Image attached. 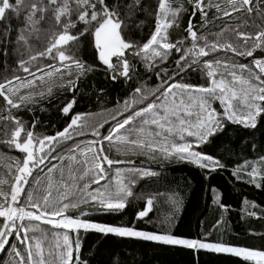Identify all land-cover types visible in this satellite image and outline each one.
Listing matches in <instances>:
<instances>
[{
	"label": "snow or ice",
	"instance_id": "obj_1",
	"mask_svg": "<svg viewBox=\"0 0 264 264\" xmlns=\"http://www.w3.org/2000/svg\"><path fill=\"white\" fill-rule=\"evenodd\" d=\"M109 85L122 86L112 109L75 111L85 90L99 100ZM45 101L66 118L53 134L36 131ZM0 145L18 153L0 155V264H138L136 250L113 238L264 264V245L171 231L176 193L164 223L138 227L164 194L136 191L160 179L150 165L171 163L205 173L231 166L234 181L264 190V0H0ZM211 193L219 231L230 205ZM130 207L134 219L123 224L88 214ZM240 211L264 220L247 198Z\"/></svg>",
	"mask_w": 264,
	"mask_h": 264
},
{
	"label": "trees",
	"instance_id": "obj_2",
	"mask_svg": "<svg viewBox=\"0 0 264 264\" xmlns=\"http://www.w3.org/2000/svg\"><path fill=\"white\" fill-rule=\"evenodd\" d=\"M189 78L193 83L200 81L198 73H190ZM95 79L97 81L102 80V76L97 75ZM121 87V85H109L111 89L109 95L101 96L99 100L91 91L85 90V95L78 98L75 111L101 113V109H112L116 97L121 94ZM64 98L65 96L61 95L59 100L62 101ZM58 102L53 100L52 104L56 105ZM43 106L49 110L43 113L37 111L36 115L40 117L41 123L36 131L53 134L55 131L61 130L66 124V118L58 112L57 108L50 106L47 101L43 102ZM30 115H26L25 118L27 119ZM98 118L109 119L107 113H102ZM109 126L110 122L105 125V128ZM81 138L91 139L92 137L89 135L77 139ZM5 154L8 156L18 155L17 152L8 151L3 145H0V155ZM140 159L144 158H137V161ZM151 167L161 172L160 179L152 183H141L137 186L136 191H158L164 196L157 201L155 208L147 218L137 221L138 227L152 231L164 223L171 212V206L165 201L170 193H176L182 200V207L176 218L166 225L175 234L196 237L198 233L211 231V239L213 240L223 238L238 246L260 247L264 245V240L259 236V233H264V220L253 218L249 222L247 219H241L240 211L244 198L264 207V190L234 181L230 175L231 166L226 170L212 173H205L190 164H165L163 169H160L157 164H152ZM0 173H5L2 163H0ZM212 187L222 192L223 200L230 205L229 211L224 214L227 223L219 231L212 229L213 218L219 216L215 205L212 204ZM134 203L137 205L135 210H139L142 202L136 201ZM88 214L94 217L97 222L104 223L123 224L134 219V209L131 207L126 209L123 214L96 212H89ZM202 221L203 224H201ZM250 230L257 235H251ZM94 242V234H89L87 243L93 244ZM113 242L126 254H130L135 249V259L138 264H247V262H242L241 258L227 254H215L207 251L195 252L178 246L155 245L152 242L135 241L127 238H113L109 241L110 244ZM90 251L86 246L84 254L88 255ZM6 255V253H0V261Z\"/></svg>",
	"mask_w": 264,
	"mask_h": 264
},
{
	"label": "rangeland",
	"instance_id": "obj_3",
	"mask_svg": "<svg viewBox=\"0 0 264 264\" xmlns=\"http://www.w3.org/2000/svg\"><path fill=\"white\" fill-rule=\"evenodd\" d=\"M110 127V126H109ZM107 129H108V127L107 128H104L102 131L106 134V132H107ZM81 139H83V138H81ZM79 140V139H78ZM86 140V139H85ZM137 162H139V161H137ZM145 166H149L148 164H147V161H145ZM151 166V165H150ZM103 183V182H102Z\"/></svg>",
	"mask_w": 264,
	"mask_h": 264
}]
</instances>
